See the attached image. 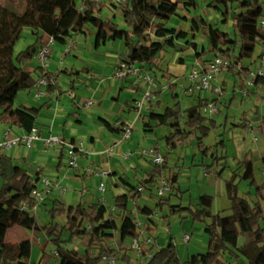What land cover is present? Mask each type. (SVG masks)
I'll use <instances>...</instances> for the list:
<instances>
[{
  "label": "trees",
  "instance_id": "16d2710c",
  "mask_svg": "<svg viewBox=\"0 0 264 264\" xmlns=\"http://www.w3.org/2000/svg\"><path fill=\"white\" fill-rule=\"evenodd\" d=\"M195 5L196 0H121L117 4L113 2L112 7L120 9L122 21L125 23V28H120L112 20L102 19L101 13L105 7L101 1L25 0L22 12L9 9L0 1V124H10L27 133L36 127L42 108L15 107V100L20 92L35 89L36 73L48 77V89L54 86L51 77L41 68L35 71H25L23 68L25 62L34 57L50 38L56 43L65 44L74 36L92 31L96 33V47H100L107 39L122 40L129 52L126 60L135 62L143 69L148 66V71L154 75H157L155 70L162 55L168 49H174L176 42H185L196 50L194 40L201 32L207 33L210 46L207 53L220 52L233 64L251 59L258 43L264 48V33L260 31L258 24L264 17L261 0H213L210 3L209 6L215 8V11L220 10V23L233 22L234 36L204 17H190ZM174 18L188 21L189 29L170 26ZM25 28L31 31L35 42L15 56V45ZM207 53L203 51L198 53L197 57L202 59ZM235 74L243 75L238 72ZM165 77L170 79L168 75ZM260 83H264V80H258L256 86ZM169 88L174 100L172 105L167 106L162 113L153 111L145 118L147 120L144 119V129L147 132H155L162 127L171 129L164 138L169 150L165 154V164H152V173L147 181H141L137 185L126 183L127 192L114 199L115 210L109 209L103 202L89 206L80 203L67 207L57 200L52 207L47 208L51 222L40 227L33 214L39 205L32 197V192L37 186L36 181L26 169L16 165L11 157L0 153V178L3 182L0 187V264H31L30 240L17 244L5 242L8 231L15 226L25 230L44 231L57 248L60 264H105V255L114 256L121 264H133L130 251L117 248L115 243L116 235H119L123 242L126 238L140 234L130 202L141 192L139 189L142 186L157 182V178L167 169L171 151L191 137L200 140L198 144L201 147L203 138L218 126L215 120L202 113V107L212 99H203L200 97L201 92H197L196 104L181 114L177 86L171 84ZM213 102L217 103L218 100L214 99ZM106 125L111 128L109 123ZM240 127L246 129L247 125L242 123ZM220 144L224 146V141ZM261 163L264 175V157ZM221 175L222 171H219L218 176ZM238 180L248 181L250 187H255V191H250L248 196H239ZM166 181L171 185L172 191H181L177 172H169ZM226 188L231 202V214L228 216L213 213L214 197L210 195L199 196L196 203L171 211L173 215L186 214L194 223L204 222L208 227L207 253L203 257L193 255L183 264H224L222 257L227 252L238 257L233 249L244 253L249 264H264V182L257 183L252 159L245 157L238 163L231 179L226 181ZM172 196L160 199L159 205L168 204ZM142 212L148 217L153 214L147 208ZM57 216L65 218V222L55 223ZM151 219L148 218L146 223L147 231L150 230L148 226ZM241 235L247 240L239 247ZM85 236L96 246L97 253L90 255L86 249L84 258L79 250L69 249L66 244ZM149 251L152 258H147ZM137 259L139 264H182L173 242L160 249H145Z\"/></svg>",
  "mask_w": 264,
  "mask_h": 264
},
{
  "label": "crops",
  "instance_id": "0c3cea01",
  "mask_svg": "<svg viewBox=\"0 0 264 264\" xmlns=\"http://www.w3.org/2000/svg\"><path fill=\"white\" fill-rule=\"evenodd\" d=\"M100 1L104 4V7L109 6L111 10L112 6L110 5H112L113 0ZM113 15L114 14L111 13L105 21H111L113 19ZM121 26L122 28H125V23H121ZM177 28L181 27L177 26ZM95 34L96 33H92L91 31L74 36L65 44H53L51 47L52 54L50 64L45 73L51 77V80L54 82V86L47 89L45 95L39 99H36L34 97L35 89H33L31 91L27 90L20 92L15 100V104L16 102H18L19 107L42 108L36 122V127L39 128L41 139L35 141L33 147L31 148H26L24 145H19L12 151L3 153L11 157L16 165L26 169L32 179L36 181L37 186H41L42 179L44 177H48L52 182V186L55 185V183H58L59 185L67 189V192L63 193L61 192V190L53 188V186L51 193L47 195L44 203H47L51 198L53 200V203H55L57 200L60 201L63 198L65 199V196L68 193H71L72 199L74 201L73 206L80 203H83L86 206L94 204L95 202H93V200L95 199V196H91L89 198V195H101V197L99 198V202H103L107 206L108 199L105 195L109 191L107 189L108 186L106 184V191L105 193H102L99 190V184L103 179H101L94 173L101 169L109 170L110 176L107 179H104V181L105 183H108L109 181L113 183L114 188H116V193H119L117 194V196L123 195L127 192L126 183L133 184L132 180L128 178L129 170H134L137 184L144 180L147 181L150 174L152 173V170H149V167L147 166L149 163H152L149 159H146L145 161H143V159H139L128 166L123 163V160L128 161L133 158L132 155L129 158H125L123 154H125V151L127 150L132 151L135 145L133 144V142H130L133 139V136L129 140H124L122 138L121 129L117 127V124L119 122L129 123L136 117V113L133 110V103L135 100L139 99L146 91V84L134 76H129L124 79L115 78V70L118 67L119 63L127 58L129 53L128 48L122 40L111 39H107L100 45V47H96ZM199 34L194 40L197 47L196 50L193 48V46L189 49L184 48L182 46L184 44L181 43L182 41L176 42V47L181 46L184 55L192 53L196 58H198V53H202L203 51L207 53L205 46L200 49V45H204V43L199 37ZM71 41L74 42V45L69 49V44ZM176 47L174 49H176ZM257 48L258 45L256 46L255 52L251 59L244 60L242 62L246 71L253 70V68H255L254 70H256L259 67H264V48H261L258 53L256 52ZM214 56L215 54H206L202 57V59L209 61L212 60ZM247 61H249L250 63H246ZM179 62L185 63V58H180ZM23 68L25 71H35L39 67L34 61V57H32L25 62ZM143 70L144 72L153 76V73L148 71V66H146V68ZM233 70L225 72L219 77V82L223 87V90H232L230 101H233V99L237 98L236 94H240L239 91L244 87L245 80V78L243 77L244 75L237 76L235 73L238 71L234 70L235 72H232ZM155 71H157V68ZM34 75L37 81L41 77L40 73H36ZM167 75L168 74H165V76ZM232 75L234 81L230 82L228 78ZM165 76H163L162 79H157V75H155L157 87L154 89V93L156 97L151 103L147 104L144 107L143 118L137 121L142 122L143 128L144 119L147 118V116H149L151 112L154 111L157 113H162L164 110V104L161 97L165 93L166 89L169 88L166 87V81H170V79ZM237 85L238 87L240 86L238 92L236 90ZM128 90H134V92H137L138 96L123 98V94H125V92H127ZM227 92L224 96L222 94V97H214V99H220V104H227ZM263 94L264 83H260L259 86H256V88L252 89L251 94L248 98L241 99L243 101L247 100L251 104L252 108L254 107L257 111H259V108L261 106H264V104H262V102L260 101L263 97L260 95ZM186 97H193L195 100H197L195 93H192L191 95H188ZM211 98L212 95L208 93V96L203 99ZM90 101H92L93 103L90 104ZM217 103L219 105V100ZM262 122H264V116ZM106 123H109L111 128H108ZM242 123H246L247 132L253 131L254 125L250 121H248L247 118H244ZM7 128L11 129L13 135L23 136L27 134V132L19 127L12 126L10 124H0V142L4 140V134ZM156 131L147 132L144 129L146 135L150 134L148 137L150 138L149 140H155L154 135H156ZM50 136H59L62 140L68 143H72L75 146H80L81 144L83 145L84 152L79 153V169L74 170L73 168H70L68 164L69 159L63 146L56 145L51 147L50 149H46L43 139ZM155 145H159V143H156ZM111 148L113 150L110 152ZM167 152H169L168 148ZM171 153H174V151H171ZM245 157L249 158L248 154ZM145 162H147V164ZM88 168H92L94 173H87L86 170ZM171 171L174 170L163 172V174L157 178V182L153 183V185L155 184L158 187L160 180L162 178L166 179L169 172ZM205 175H208V170L205 172ZM2 183L3 182L0 179V187ZM149 185L145 187L142 186L143 191L137 194L136 198L133 200L135 205L134 208L131 209V211L133 212L136 221L141 220L144 222L143 230L145 234H148L150 236L154 235L155 240V233L158 226V222L156 219L158 216L157 212L158 209H163L164 204L159 205L158 203L157 207H155L154 209L147 207V204H143L144 206L140 204V200L142 199L144 193L147 191ZM92 187H94V191ZM179 188L181 189L180 186ZM83 190H86V192L83 193ZM95 190L97 194L95 193ZM151 196L154 197L155 195L151 193ZM177 197H180V195H177L175 199H173L172 197L168 204H165L166 206H171V215H173L171 212L172 210L179 209L180 206L187 207L194 203L193 197L191 198L192 202H190L189 204H185V197L179 198L181 200H179ZM114 199L113 201H115ZM90 200L92 202H90ZM44 203L40 205H44ZM62 204L64 203L62 202ZM110 207V209H113L115 205H112ZM145 208L152 211L153 214H151L150 217L143 214L142 210ZM35 210L38 211L39 208L37 207ZM176 215L179 214H175V216ZM184 215L186 216L185 220L189 221V219H191L190 217H187L186 214H182V216ZM148 218H152L150 225L148 226V228H150L149 231L145 229L147 228L146 223L148 221ZM63 219L65 218H62V221ZM39 226L42 227L44 225ZM190 228H193V224L190 225ZM12 231H14L15 237L18 236L19 240L16 242L7 241L8 234H10V232ZM37 231L39 233L37 235L36 233H34V237H37L38 239L37 243L41 248V256L37 263L33 262L32 248L30 263L60 264L59 258L53 256V253L57 251L56 246L51 242V239L46 235L44 231H40L39 229L35 230V232ZM26 235L27 233L25 229L19 226H15L8 231L5 242L17 244L24 241ZM117 236L118 235L115 236L116 246L119 245V249L124 248L128 250L129 248L124 247L123 242H121V240L118 239ZM163 246L166 245H156V243H153L152 245V247L156 249H160ZM52 260L56 261L53 262Z\"/></svg>",
  "mask_w": 264,
  "mask_h": 264
},
{
  "label": "rangeland",
  "instance_id": "374dc122",
  "mask_svg": "<svg viewBox=\"0 0 264 264\" xmlns=\"http://www.w3.org/2000/svg\"><path fill=\"white\" fill-rule=\"evenodd\" d=\"M4 6L9 9L15 10L17 12H22L24 10L25 0H0ZM213 0H196V5L191 11L192 16L204 17L208 21L217 24L219 28L223 31L229 32L234 36L235 28L233 26V22L230 21L228 24L220 23L221 16L220 10L210 7V3ZM116 3V2H115ZM117 4V3H116ZM224 5V4H221ZM112 6V5H110ZM112 11V12H110ZM113 15L112 21L119 25L122 28L121 23V11L119 8H109V6L105 7L101 13V17L103 20H107L110 14ZM170 26L173 27H181L182 29H189V22L185 20L174 18ZM260 31L263 33L264 28L260 26ZM199 37L203 41L204 45H200V49L205 46L206 51L209 52L210 46L207 43V33L203 32L199 34ZM35 41V37L32 35L31 31L28 28H25L21 34L20 39L15 45L14 54L18 55L20 52L24 51L28 46L32 45ZM184 48H192L191 45L186 44L185 42H181ZM179 43V44H181ZM263 48L262 44L258 43V48L256 52ZM211 54V53H207ZM180 58H185V63L179 62ZM196 57L194 54L190 53L188 55H184L181 46H177L176 49H168L160 58L157 65V79H162L165 74L169 75L170 81H166V85L173 84L177 78L183 79L190 72L191 67L195 61ZM246 63H250L247 61ZM253 67V66H252ZM255 68H253L254 70ZM231 74V73H230ZM155 78V75L152 74ZM156 79V78H155ZM230 82L234 81L233 75L228 78ZM240 86L236 87L238 92ZM228 90H223V96L226 94ZM231 91L229 90L226 95L227 104H220L219 100L218 112L212 116H208L217 122V128H214L210 131L209 135L203 138L202 146L200 147L199 141L196 137H191L187 139L185 143L178 146L174 153H170L168 157V166L165 171L174 170L178 173L179 176V186L181 187V191L174 190L167 193L166 197L173 195V199L176 198L175 195H180L179 198L185 197V204H189L192 202L191 198L193 197L194 203L197 202L199 196L202 195H210L214 197V204L212 211L214 214H221L222 216H228L231 214V202L228 198L226 181L230 180L233 172L238 168V162L243 160L245 156H249L250 159L254 161L255 165V179L258 184H262L264 182V175L262 170L261 159L264 157V122H262L264 116V106L259 108V111L256 108H252L251 104L247 100H242L240 94H236L237 98L231 99ZM179 93V92H178ZM240 93V91H239ZM137 97V92L134 90H128L123 94V98ZM208 96V92H201V97L206 98ZM260 101L264 100V94ZM140 97V95H139ZM222 97V96H221ZM161 99L163 100L164 110L166 106L172 105L174 102L172 98V93L170 88L166 89L165 93L162 95ZM18 101V100H17ZM179 101L181 103V114L189 107L196 104V100L192 98H187L185 95L180 94ZM15 107H19L18 102H16ZM163 110V111H164ZM244 118H247L254 125V129L252 132H247L246 129L240 127ZM134 120V119H133ZM131 120L129 123H131ZM171 132L169 127H162L156 131V135H154L155 140H149V135L144 132L143 124L141 121L137 122L134 126V131L132 134V140L134 149L125 151V154L132 153V157L128 161H124L123 163L128 166L131 163L136 162V160L149 159L147 157L142 158L141 153L144 149H150L156 143H159L161 148V154L165 157L167 153L166 140L164 139L167 134ZM152 137V136H151ZM152 141V142H151ZM221 141H224V146L220 144ZM129 142V143H130ZM208 148L206 151L205 148ZM134 151V152H133ZM225 157V158H224ZM150 160V159H149ZM149 162V161H148ZM147 164V162H145ZM149 170L153 169L152 163L147 165ZM208 170V175H205V172ZM222 171V175L219 177L218 172ZM128 178L132 180L134 185L137 184V180L135 179L134 170H129ZM141 178V177H140ZM166 178V177H164ZM1 179V178H0ZM163 179V178H162ZM161 179V180H162ZM2 180V179H1ZM166 180V179H164ZM108 186V192L105 196L108 199V207L114 205L115 201H113L114 197L117 196L116 188H114L113 183L109 181L106 183ZM238 184V195L241 197L248 196L249 192L255 191V187L252 188L249 185L248 181H237ZM3 183L1 184V186ZM93 191H94V187ZM158 187L154 184H150L147 188V191L142 196L140 200V204H147L146 206L154 209L157 207L159 203V197L157 196ZM111 192V193H110ZM95 193L97 194L96 190ZM151 193L155 196L152 197ZM95 196L93 202H99V198L101 195H89L88 197ZM253 198V197H252ZM181 200V199H179ZM255 200V199H254ZM62 201L67 207L74 204L71 193H68L63 198ZM90 202H92L90 200ZM53 200L52 198L48 200L44 205H38L39 210L33 211L34 216L37 218L39 225H45L51 222V215L47 212V208L52 207ZM134 202H130V208H134ZM144 206V205H143ZM111 208V207H110ZM109 208V209H110ZM171 206H163V209H158L157 222L158 226L156 229V239L154 240V235L152 236L153 243L156 245L164 244L168 245L170 242H173L176 246L177 254L181 260V263H185L191 256L200 255L203 257L208 251L207 245V237H208V227L204 222H196L192 223L193 220L189 219V221L185 220L180 215H171L170 214ZM135 218V216H134ZM65 222V219H63ZM55 223H61L62 217L57 216V219L54 220ZM193 224V228H190V225ZM192 227V226H191ZM188 228V229H187ZM27 235L25 240H31L32 248H33V262L37 263L40 258L41 248L38 245L37 237H34V233L36 235L39 233L35 230H25ZM191 234V241L189 243H185L183 241L185 234ZM67 238V236H66ZM120 239V236H117ZM18 236L15 237L14 231L8 234L7 241L16 242L18 241ZM246 237L241 235L239 237V247H242L246 243ZM132 238H126L123 241V246L129 248L130 256L132 258L133 264L138 262V254L136 251H131ZM66 246L69 249H77L81 253V255L85 258L86 249L89 251L90 255H96L97 249L96 246L91 244L90 238L85 236L81 239H75L74 242H68ZM117 248L119 247L116 246ZM124 249V248H123ZM156 249V248H155ZM57 252V251H56ZM233 252L238 255V257L233 256L231 252H227L223 255L222 260L224 264H249V260L247 256L237 249H233ZM54 257H58L53 254ZM55 262L56 260H52ZM142 262V261H141ZM118 264H121L117 260Z\"/></svg>",
  "mask_w": 264,
  "mask_h": 264
},
{
  "label": "built area",
  "instance_id": "2783aa9c",
  "mask_svg": "<svg viewBox=\"0 0 264 264\" xmlns=\"http://www.w3.org/2000/svg\"><path fill=\"white\" fill-rule=\"evenodd\" d=\"M96 2H100V0H94ZM115 3H120L121 0H113ZM264 6V0H261ZM259 26L264 28V17L259 20ZM55 40L50 38L49 42L42 46L37 53L34 55V61L44 71H47L48 66L51 60L52 54V45L55 44ZM74 45V42L71 41L69 44V49ZM68 49V50H69ZM235 70L242 73L245 78L244 87L240 90V96L243 99H246L250 96L253 88H256V83L258 80H264V67H259L256 70H245L242 62L233 64L228 58H226L222 53H216L212 60H204L201 58H196L190 72L183 79H176L174 84L177 86L178 92L183 95H191L196 92L206 91L212 95V101L202 107V113L206 116H212L217 113L218 103L213 102L214 97L219 98L223 94V87L219 82V77L230 70ZM129 76H134L144 82L146 84V91L143 95L134 101L133 110L136 113V117L131 123H123L119 122L117 127H119L122 131V138L124 140H129L132 137L135 123L143 118V110L144 107L151 103L156 95L154 93V89L157 87L155 78L150 74L144 72V70L135 62L124 60L119 63L118 67L115 70V78L124 79ZM50 84V80L47 76H41L35 87L34 97L39 99L43 97L48 89ZM171 84H167L168 88ZM264 104V100L261 101ZM90 104L93 102L90 101ZM5 138L2 142H0V152H10L15 147L19 145H24L26 148L33 147L35 141L40 140V131L38 127H34L30 133H27L23 136L13 135L10 128L5 130ZM44 145L46 149H50L53 146L61 145L65 148L67 156H68V164L70 168L74 170L79 169V153L84 152L83 145L75 146L72 143H68L62 140L59 136H50L48 138L43 139ZM113 149H110V152ZM132 155L123 154L125 158H129ZM142 156L147 157L150 161L155 165H164L165 157L161 154V150L159 145H154L150 149H144L141 153ZM87 173H94L92 168H88ZM97 176L103 179L99 184V190L102 193L106 191V183L104 179H107L110 176V172L107 169H101L97 171ZM54 186V187H53ZM52 186V182L48 177H44L42 179V185L36 186V188L32 192V197L38 202V204H42L45 202L47 195L51 193L52 189L61 190V192L66 193L67 189L62 187L58 183ZM53 187V188H52ZM171 185L164 179L160 180L157 190V196L159 199H164L167 193L171 192ZM139 191H143V188H140ZM86 190H83L85 193ZM103 201V199H102ZM112 210H115L114 208ZM90 229L91 226H88ZM137 228L139 230V235L132 238L131 248L137 252V256L142 255V252L145 249L152 247L153 239L152 236L145 234L144 222L141 220H137ZM191 234L187 233L184 235L183 241L185 243H189L191 241ZM53 254L58 256V252H54ZM147 258H152V253L147 252ZM103 261L105 264H118L117 259L111 255H105L103 257Z\"/></svg>",
  "mask_w": 264,
  "mask_h": 264
}]
</instances>
